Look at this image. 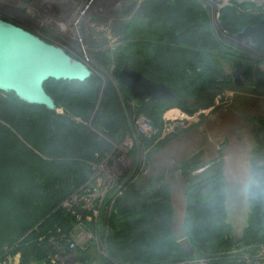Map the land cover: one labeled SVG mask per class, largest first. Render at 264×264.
<instances>
[{
	"label": "rangeland",
	"instance_id": "374dc122",
	"mask_svg": "<svg viewBox=\"0 0 264 264\" xmlns=\"http://www.w3.org/2000/svg\"><path fill=\"white\" fill-rule=\"evenodd\" d=\"M158 1L165 7L160 13ZM170 5L182 11L187 28L202 31L205 43H196L195 48L183 43L167 46L162 35L169 24ZM0 16L27 25L91 73L81 83L50 80L44 85L55 101V113L84 126L93 134V143L104 149L94 151L93 160L81 156L87 159L90 176L64 201L63 208L95 209L91 221L97 224L105 201L112 205L126 187L140 190L148 184L151 189L164 188L174 211L172 232L183 243L188 190L198 191L206 200L213 195L209 180H215L217 169L223 181L228 179L225 173L231 176L243 166L240 151L228 148L232 138L249 144V171L264 172V48L251 47L237 38L243 23L255 25L264 20V0H0ZM151 18L155 21L150 26ZM122 22L123 34L118 36L116 27ZM122 43L128 47L125 54H133V58L142 55L148 43L152 50L155 44L177 45L179 51L173 59L156 54L150 63L156 74L167 78H175V70L186 66L184 51L208 53L213 61L215 79L210 88L182 101L191 116L170 105L155 110L156 124L164 127L159 137L155 123L149 116L137 114L136 101L118 81L123 64L117 56ZM237 69L247 70L248 80L242 86L226 83ZM109 88L116 91L115 101L104 110L102 101ZM12 98L11 93L0 92V102ZM92 104L87 115L84 107ZM78 151L83 155V150ZM258 200L260 204L255 206L253 199L234 195L226 202L233 237L242 236L254 207L264 214V199ZM89 233L97 242L99 229ZM260 233L264 235V229Z\"/></svg>",
	"mask_w": 264,
	"mask_h": 264
},
{
	"label": "trees",
	"instance_id": "16d2710c",
	"mask_svg": "<svg viewBox=\"0 0 264 264\" xmlns=\"http://www.w3.org/2000/svg\"><path fill=\"white\" fill-rule=\"evenodd\" d=\"M158 2L160 13L165 7ZM168 19L162 35L167 46L188 44L195 48L196 43L204 42L202 31L187 28L176 5H170ZM154 21L151 18L149 25ZM249 25L254 23L240 27ZM177 45L157 47V55L173 59L179 51ZM121 48L117 58L122 69L128 64L153 82L165 84L174 94L173 99L166 101L136 99L126 88L137 103V114L147 115L155 123L156 137L164 128L156 124V109L170 105L184 110L182 101L205 93L215 79L208 53L184 51L186 66L175 70V78H167L151 67L155 55L151 43L138 58L125 54L128 47L124 43ZM228 82H232L231 77ZM109 90L102 101L104 110L115 101L116 91ZM11 95L12 101L0 102V264H6L15 255H19V264H44L62 251L68 252L78 224L88 232H95L97 227L99 233L97 242L75 249V254L99 264H179L194 256L207 258L211 264H225L232 262L228 257L233 251L264 245V235L260 233L264 229V214L260 208L251 210L242 236L233 237L227 201L218 195L222 182L219 169L215 180H209L211 197L203 200L198 191L186 193L183 243L172 232L173 207L164 188L151 189L148 184L140 190L133 185L126 187L112 205L105 201L97 224L86 220L90 213L80 205L71 210L63 208L64 201L90 176L87 159L81 156L93 160L94 151L102 152L103 147L93 143V134L84 126L55 111L28 106ZM74 98L75 103L80 101ZM92 106L86 105L83 112L88 115ZM184 113L186 117L193 114L185 110ZM126 121L125 118L123 124ZM253 203L259 206L260 201L253 199Z\"/></svg>",
	"mask_w": 264,
	"mask_h": 264
},
{
	"label": "water",
	"instance_id": "95a60500",
	"mask_svg": "<svg viewBox=\"0 0 264 264\" xmlns=\"http://www.w3.org/2000/svg\"><path fill=\"white\" fill-rule=\"evenodd\" d=\"M116 33L122 35L123 27L118 26ZM237 38L254 46L264 45V20L245 26ZM90 76L82 62L60 47L0 20V92L11 93L28 106L56 111L53 99L44 89L45 83L50 80L81 83ZM117 77L136 99L174 98L165 84L153 82L127 66Z\"/></svg>",
	"mask_w": 264,
	"mask_h": 264
},
{
	"label": "built area",
	"instance_id": "2783aa9c",
	"mask_svg": "<svg viewBox=\"0 0 264 264\" xmlns=\"http://www.w3.org/2000/svg\"><path fill=\"white\" fill-rule=\"evenodd\" d=\"M82 209L87 210L90 214L86 218L87 221H91L92 217L96 216L95 209H87L86 207H82ZM79 220L80 217L77 216ZM78 232L74 234L73 239L69 242L68 252L62 251L57 256L51 258L48 262L44 264H99L98 262L89 261L86 257L78 258L75 254V249L77 245L81 247H85L90 242H96V239L92 237V235L86 231L81 224L77 226ZM255 249V251H253ZM105 256L103 253H100ZM239 254V255H238ZM232 260L231 263L225 264H264V245L259 248H246L243 251H233L229 257ZM109 264H118L115 262H111ZM179 264H211L210 260L203 257L194 256L186 261H183Z\"/></svg>",
	"mask_w": 264,
	"mask_h": 264
},
{
	"label": "clouds",
	"instance_id": "9594fccd",
	"mask_svg": "<svg viewBox=\"0 0 264 264\" xmlns=\"http://www.w3.org/2000/svg\"><path fill=\"white\" fill-rule=\"evenodd\" d=\"M218 195L226 201L234 195L247 199H264V172L249 171L221 182Z\"/></svg>",
	"mask_w": 264,
	"mask_h": 264
},
{
	"label": "flooded vegetation",
	"instance_id": "af4514ba",
	"mask_svg": "<svg viewBox=\"0 0 264 264\" xmlns=\"http://www.w3.org/2000/svg\"><path fill=\"white\" fill-rule=\"evenodd\" d=\"M0 20L6 22V23H8V24H11V25H13V26H15V27H17V28H20V29H22V30H24V31H26V32H28V33H30V34H32V35H34V36L40 38V37H39L37 34H35V33H34L29 27H27V25H24V24L21 23L20 21H15V20L9 19V18H7V17H2V16H0ZM118 26H119V27H123V30H124V26H123L122 23H119ZM118 26H117V27H118ZM117 27H116V28H117ZM40 39H42V38H40ZM42 40H43V39H42ZM43 41H45V40H43ZM45 42H47V43H49V44H52L51 42H48V41H45ZM247 43H248V45L251 46V47H255V48H260V47H261V48H264V45L254 46V45H251L249 42H247ZM52 45H54V44H52ZM156 49H157V46H156V44H155V46H154V51H155L154 54H155V55L157 54ZM242 73H245V74H242ZM231 78H232V83H233V84L238 85V86H242V85H243V82H245V81L248 80V75H247V72H246V71H243V70H241V69H237L236 71H234V72L231 74ZM240 78H241L242 80H240ZM170 100H171V99H170ZM160 101H166V100H160Z\"/></svg>",
	"mask_w": 264,
	"mask_h": 264
},
{
	"label": "bare ground",
	"instance_id": "6f19581e",
	"mask_svg": "<svg viewBox=\"0 0 264 264\" xmlns=\"http://www.w3.org/2000/svg\"><path fill=\"white\" fill-rule=\"evenodd\" d=\"M217 118H218V116H217ZM217 121H219V120H217ZM217 132H219V131H217ZM245 134H244V136H245ZM232 147H233V149H232ZM228 148H231V150H235L236 151V149H237V151H240L241 157H242L243 166L239 167L238 169L234 170V172L230 173L231 176L228 175V173L227 174L225 173L226 177H228V179H230V178L237 177V176H240V175H243V174L249 172V166H248V162H247V160H248L247 159L248 158V152L250 150L249 144H247V142L246 143H244V142L243 143H238L237 140H233V138H232ZM232 152H234V151H231L230 153H232ZM222 160H223V166H224V157H222ZM235 166H236V164H235Z\"/></svg>",
	"mask_w": 264,
	"mask_h": 264
},
{
	"label": "crops",
	"instance_id": "0c3cea01",
	"mask_svg": "<svg viewBox=\"0 0 264 264\" xmlns=\"http://www.w3.org/2000/svg\"><path fill=\"white\" fill-rule=\"evenodd\" d=\"M172 227H173V221H172ZM77 232H78V228L75 229L74 234H76ZM6 264H19V255H15L14 257L9 258Z\"/></svg>",
	"mask_w": 264,
	"mask_h": 264
}]
</instances>
